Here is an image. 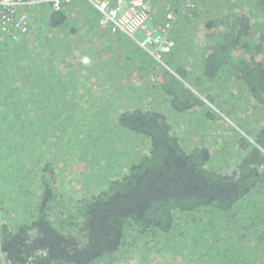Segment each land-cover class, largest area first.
Wrapping results in <instances>:
<instances>
[{
	"label": "trees",
	"instance_id": "1",
	"mask_svg": "<svg viewBox=\"0 0 264 264\" xmlns=\"http://www.w3.org/2000/svg\"><path fill=\"white\" fill-rule=\"evenodd\" d=\"M81 1L65 2L58 12L47 4L27 9L29 41L0 33V264H264V99L241 100L237 114L254 144H227L231 128L218 141L216 114L200 111L201 98L180 82L204 80L194 86L215 98L230 84L263 96L264 88L252 85H264V0H244L238 9L229 0H188L190 6L160 0V8L150 0L161 10H152L154 23L171 13L172 39L173 26L193 33L174 39L178 46L163 55L164 66L127 36L102 28L99 13ZM37 7L44 8L41 19L33 16ZM161 13L162 21H154ZM78 19L84 25L73 24ZM96 25L105 35H94L95 49L116 39L127 45L122 52L134 43L147 58L153 74L146 83L119 73L114 79L121 82L84 100L93 74L105 69L80 71L73 61L83 54L75 51L86 52L84 45L76 49L84 34H92L84 43L94 50L87 45ZM145 91L155 95L138 100ZM219 98L225 107L236 104ZM148 99L154 104L144 105ZM95 116L116 119L120 137L112 138L105 122L87 120ZM169 116L180 125L185 120L188 132L175 125L174 133ZM115 143L126 146V165L100 168L95 150L106 154ZM86 182L99 193L86 196Z\"/></svg>",
	"mask_w": 264,
	"mask_h": 264
},
{
	"label": "rangeland",
	"instance_id": "2",
	"mask_svg": "<svg viewBox=\"0 0 264 264\" xmlns=\"http://www.w3.org/2000/svg\"><path fill=\"white\" fill-rule=\"evenodd\" d=\"M149 4L151 3L150 0ZM184 2L186 3V6H190L191 2H189L188 0H184ZM80 3H84V1H81ZM159 8L161 5V1L159 0ZM249 1H245L244 0H229L227 2L228 6H234L235 9H238L239 6H243V4H248ZM151 9L154 10H160L158 8H156L155 6H151ZM167 5H165L164 10L165 11H169L170 7H167ZM161 11V10H160ZM40 12H44V8L43 7H37L34 11H33V16L37 17V18H42V15H39ZM172 17V15H171ZM70 18H76L75 15H71ZM175 18V17H174ZM81 21V19H78L77 22L73 21V24H77ZM154 21L157 22H161L162 21V13L158 16H156L154 18ZM176 21V18L174 19L173 22ZM179 23V22H178ZM177 23V24H178ZM192 22H190L191 25ZM159 23H155L154 25H157ZM172 24H176L172 23ZM80 25H84V22H80ZM195 28V27H194ZM84 30V29H83ZM96 28H92L90 31H93V38H92V43L88 44L87 46L91 45L94 50L89 51V49L86 47V44L84 42L88 41L90 39V36L92 35L91 33L88 34V36L86 34H84V36H81V41L79 43V46L76 48L78 49L79 47L84 45L85 51L86 52H81L79 51H75L77 53V55H79L80 53H83L81 55V57H79V59H75L73 61V63H77L79 64L78 68L79 70H83L84 67H96L99 70V66L103 65V68L105 70L100 71V73H98L99 77H97L95 74H93L92 80H91V84L88 85L89 91L87 93L84 94V100H88V98L90 97H99L100 95H102L107 89L105 87H103V85H110V84H114V83H119L121 82L120 80H115L114 78L119 74V73H130V75H128V81H131L133 83H139L140 81L146 83L147 82V76L148 75H152L153 74V70L150 67V63L147 62V58H142L140 54L136 53V47L133 44L132 45L134 48L133 49H127L126 52H122V50H125L127 48V45H125L122 42H116L117 40H111L109 42H105V47L104 49L100 48V49H95L96 43H95V38L94 35L95 34H103L99 31H96ZM176 33L178 34H174L172 32V35L174 36V39L176 38L183 40L184 38L187 37H192L193 33L190 31L189 26H187V28L183 27V26H178L173 29ZM112 35L113 33L110 32ZM123 35V34H121ZM34 36V32L33 30L30 31V33L28 34V37H25L26 39L31 40ZM84 37H87L88 40H84ZM108 37V36H107ZM130 40V39H129ZM131 41V40H130ZM109 43V44H108ZM132 43V41H131ZM108 44V45H107ZM178 46V41L175 40V48L174 50L177 48ZM138 50L143 53L146 54L145 52H143L140 48H138ZM187 54V53H186ZM191 54H193V52H191ZM149 56V55H147ZM189 54H187L184 58H189L188 57ZM194 58V54L193 56L190 55V58ZM192 58V59H193ZM201 61H199L198 65L200 64ZM161 65V64H160ZM162 66V65H161ZM108 70L112 71L110 73V75L108 74ZM145 70L146 73L142 74L141 72ZM232 72H235L234 70H232ZM256 77V76H255ZM97 78V79H95ZM155 78V77H154ZM257 78V77H256ZM81 81L82 85H84V75H83V79L79 80ZM180 82L183 84V88L185 89V91H189L190 93H192L194 96L201 98L202 102L205 104V107H201L200 111H204L206 112H210V116L213 119V117L215 116L214 114H216L217 118H216V122L220 123V129H218V133L214 134V137L218 140V141H222L224 138V135L221 134V132H223V130H229L227 129L226 126H229L232 130V134H230V136L228 137V141L225 140V142L228 144L229 140L232 141L233 139H243L244 141H248L251 144H254L251 140V138L253 139L252 136L254 135H248V132L246 131V126H244L241 121L239 120V118L237 117V114L241 111V100L244 101H253L256 98H261L264 99V95L261 96L259 94L257 95H253L250 88L244 85V87L242 85H235V84H230V85H234L229 89H225L223 90V98L225 103H227V99H231L234 103H236L235 105L229 107H225L221 101L219 99V97H222L220 95H218V99L210 96L209 94H204L202 92L199 86H194V85H207L206 81L204 80H199L196 77V80L194 82H190L188 80L185 79V81L180 80ZM225 84L228 85L227 80H225ZM79 83V82H78ZM80 85V83H79ZM254 89L257 90H261L264 88V85H252ZM130 89V87H129ZM129 95H134V94H129ZM146 95H155L154 93H149L147 91H145V94L141 95L140 97L137 95L138 100H143L144 98H146ZM135 96V95H134ZM165 97V95H164ZM110 100V99H109ZM113 100V98H112ZM163 101V100H162ZM192 99L191 97H189V102H191ZM98 102L101 103L103 105V102L98 99ZM150 103V104H154L155 101H153L152 99H148L147 101H145L143 104L145 105L146 103ZM197 103V102H196ZM158 104H156L155 106H157ZM104 106V105H103ZM166 109L165 105H162L160 107V110L163 112ZM158 110V109H157ZM186 111H184L183 113H185ZM203 112V113H204ZM164 113V112H163ZM166 115V113H164ZM171 113H169V115H171ZM173 115V114H172ZM219 116V117H218ZM254 117L258 116V113H253ZM108 117V115L106 116ZM106 117H102V116H95L94 118H87V120H92V121H100L105 122L104 124L108 127L109 126L112 127L110 128L109 131V135L113 138V136H119V132H118V128L115 125L116 123V119H104ZM111 117V115H110ZM194 118V115H193ZM202 118V117H201ZM252 121H254V124L256 123L254 118H251ZM168 121L170 122V125L172 126V131L174 133H178V131L176 129H174L175 125H180L178 123H173V120L171 118V116L168 117ZM200 120L199 119H195L194 123L191 124L192 127H194V130L197 129L198 126V122ZM214 120L212 121L213 124ZM225 124H221L224 123ZM173 123V125H172ZM219 125V124H218ZM181 128L184 130L183 133H187L188 130H186V125H185V120H182V125H180ZM201 128V127H200ZM249 131H251L250 128H248ZM218 135V136H217ZM223 136V137H220ZM206 137H208L205 133V137L202 136L199 139L202 141V139H207ZM197 140H195L196 142ZM185 147H188V144L185 140H182L181 142ZM211 143V142H209ZM116 146L109 148L106 151V154H102L101 152H98L97 150H95L96 152V156L99 157V160H95L100 168L102 169H115V168H121L123 166L126 165V160L121 156V153H123L121 151V146H124V149H126V146L124 145V143L121 144H116ZM205 147L207 148L208 145L205 143ZM256 145V144H255ZM259 147V146H258ZM92 149H95V145H91ZM230 148V147H229ZM260 148V147H259ZM233 151L235 152V149L233 148ZM134 154L133 151H129V153L127 154L128 157H132ZM234 155V154H233ZM232 155V156H233ZM263 155H264V150H263ZM231 156V157H232ZM78 163H80V161H77ZM79 168V167H78ZM260 170L264 173V163H262V165L260 166ZM87 183V182H86ZM89 183L92 184V181L90 180ZM84 182L81 183V186L84 187ZM64 185V183H59L58 188L62 191V186ZM88 188L86 189V191L84 192V194L86 193V196L89 195H93L95 193H99V189L94 188L93 185L88 184ZM66 200V199H64ZM77 212V210L75 211ZM260 233H261V229H259ZM234 233V231H233ZM242 252V250H241ZM133 258L137 257V254L132 255ZM152 257V256H151Z\"/></svg>",
	"mask_w": 264,
	"mask_h": 264
},
{
	"label": "built area",
	"instance_id": "3",
	"mask_svg": "<svg viewBox=\"0 0 264 264\" xmlns=\"http://www.w3.org/2000/svg\"><path fill=\"white\" fill-rule=\"evenodd\" d=\"M71 0H0V33L25 35L32 30V19L27 9L39 4L49 5L53 11H60L65 2ZM88 2L99 13V25L113 34H123L143 52L162 64L164 54L175 48L170 36L171 13L167 12L166 22L152 21V9L146 0H82Z\"/></svg>",
	"mask_w": 264,
	"mask_h": 264
},
{
	"label": "crops",
	"instance_id": "4",
	"mask_svg": "<svg viewBox=\"0 0 264 264\" xmlns=\"http://www.w3.org/2000/svg\"><path fill=\"white\" fill-rule=\"evenodd\" d=\"M96 29H97V25H96ZM100 32L102 31V30H99ZM101 35H105V34H101ZM117 35V34H116ZM121 35V34H120Z\"/></svg>",
	"mask_w": 264,
	"mask_h": 264
}]
</instances>
